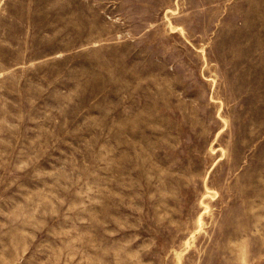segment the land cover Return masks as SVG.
Instances as JSON below:
<instances>
[{
    "label": "rangeland",
    "instance_id": "rangeland-1",
    "mask_svg": "<svg viewBox=\"0 0 264 264\" xmlns=\"http://www.w3.org/2000/svg\"><path fill=\"white\" fill-rule=\"evenodd\" d=\"M0 264H264V0H0Z\"/></svg>",
    "mask_w": 264,
    "mask_h": 264
}]
</instances>
